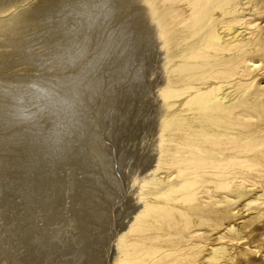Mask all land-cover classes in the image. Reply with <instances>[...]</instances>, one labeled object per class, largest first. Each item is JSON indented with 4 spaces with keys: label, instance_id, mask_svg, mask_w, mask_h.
<instances>
[{
    "label": "rangeland",
    "instance_id": "obj_1",
    "mask_svg": "<svg viewBox=\"0 0 264 264\" xmlns=\"http://www.w3.org/2000/svg\"><path fill=\"white\" fill-rule=\"evenodd\" d=\"M240 1L236 27L264 41V2ZM145 2L0 0V264H114L139 183L154 178L163 113L154 4ZM249 49L241 69L251 74L235 82L264 101V47ZM158 171L159 181L176 176ZM221 234L206 235L195 264L219 246L232 264H264V226L240 240Z\"/></svg>",
    "mask_w": 264,
    "mask_h": 264
},
{
    "label": "bare ground",
    "instance_id": "obj_2",
    "mask_svg": "<svg viewBox=\"0 0 264 264\" xmlns=\"http://www.w3.org/2000/svg\"><path fill=\"white\" fill-rule=\"evenodd\" d=\"M145 1L154 4V46L165 75L156 95L163 113L156 118L154 178L139 183V206L118 234L113 262L195 264L208 233L222 239L228 231L240 240L264 226V101L257 87L235 82L241 71L251 74L241 69L252 61L249 47L263 48L264 41L245 40L236 27L240 0ZM163 166L172 169L168 178L176 174L173 181L155 176ZM196 226L204 232L192 235ZM207 257V264L236 262L223 260L220 246Z\"/></svg>",
    "mask_w": 264,
    "mask_h": 264
}]
</instances>
